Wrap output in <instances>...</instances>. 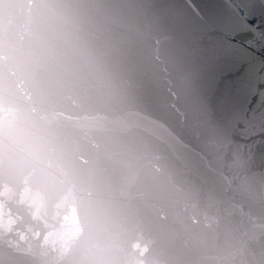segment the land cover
<instances>
[{"label": "water", "instance_id": "1", "mask_svg": "<svg viewBox=\"0 0 264 264\" xmlns=\"http://www.w3.org/2000/svg\"><path fill=\"white\" fill-rule=\"evenodd\" d=\"M0 264H264V8L0 0Z\"/></svg>", "mask_w": 264, "mask_h": 264}, {"label": "snow or ice", "instance_id": "2", "mask_svg": "<svg viewBox=\"0 0 264 264\" xmlns=\"http://www.w3.org/2000/svg\"><path fill=\"white\" fill-rule=\"evenodd\" d=\"M256 2H258L260 4V6L262 8H264V0H256ZM240 16H241V20L243 23L245 24H250L252 23V21L250 20V16L247 12H244L243 10H240Z\"/></svg>", "mask_w": 264, "mask_h": 264}]
</instances>
